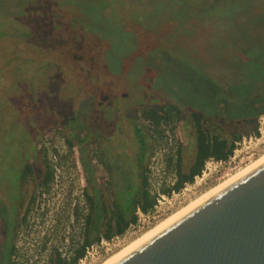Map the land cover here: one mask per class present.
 Wrapping results in <instances>:
<instances>
[{
    "label": "rangeland",
    "instance_id": "374dc122",
    "mask_svg": "<svg viewBox=\"0 0 264 264\" xmlns=\"http://www.w3.org/2000/svg\"><path fill=\"white\" fill-rule=\"evenodd\" d=\"M128 29L148 35L147 57L130 58ZM170 103L182 120L172 130L164 125L165 139L148 159L143 110ZM191 111L237 132L256 119L259 135L243 137L226 162L207 161L193 183L163 195L174 179L167 160L176 141L182 169L192 164V125L184 123ZM44 145L54 181L34 203L30 231L16 237L17 264H47L55 247L64 257L74 223L70 189L84 214L81 190L90 184H113L107 202L128 204L147 168L159 215L93 245L78 263L98 264L264 153V0H0V181L17 176L34 146L41 158Z\"/></svg>",
    "mask_w": 264,
    "mask_h": 264
},
{
    "label": "trees",
    "instance_id": "16d2710c",
    "mask_svg": "<svg viewBox=\"0 0 264 264\" xmlns=\"http://www.w3.org/2000/svg\"><path fill=\"white\" fill-rule=\"evenodd\" d=\"M128 31L134 33L133 43L135 45L129 53L130 58L147 57L150 51L141 49V43L142 41L144 42L142 39L146 40L148 35L144 38V36H139L140 33L137 34V31L131 29H128ZM165 108L143 110V117L149 122L147 127H145L148 140L143 141L148 149V159L156 147L161 145L165 139L164 125L167 126L169 124L170 126L168 127L172 130L175 127V123L182 120V110L180 111L176 105L170 103L168 108ZM214 119L201 112L191 111L188 118L184 120L186 127L188 124L192 125L189 135L191 138L190 142L194 146L193 161L186 171L182 169L181 144L176 141L175 151L167 160L168 168L173 166L174 173L172 178L174 179L171 186L159 189L161 194L169 196L171 192L181 191L186 184L193 183L195 177L200 176L207 161L226 162L233 155L237 143H240L243 137L259 135L256 119L252 123L251 128L245 132H237L233 129H219L215 125ZM79 132L80 130H78ZM73 136L76 137L77 135ZM65 141L71 148L73 142L68 138ZM40 151L43 154L41 158L37 154V156L34 155L23 159L18 165V172L21 174L22 184H26L27 179L32 177L31 180H37L38 186L43 184L49 193L54 181L55 165L51 163L49 158L48 147L44 145ZM52 151L54 155L57 154L56 148H53ZM29 159H32V162ZM143 165L141 167L143 171L141 172L140 189L133 194L128 204L122 203V200L118 197H113L110 202H107V196L114 195L112 192L113 184H106L104 189L98 184H90L86 190H81V196L85 200L87 209L86 214H84L83 208L80 207L79 196H75L73 190L70 189L69 196H73L75 201L72 212L74 215L73 230L71 234H67L70 244L68 248L65 247L64 257L60 248H53L47 264H78L86 256L90 247L99 244L103 240L109 242L115 237H121L130 227L135 226L138 218L137 209H140L144 214L153 210L156 196L151 195L148 177L144 174L147 168ZM31 204L33 207L34 199ZM68 221L69 216L67 215L65 217V228ZM79 225L83 227V230L76 234L75 228L80 227ZM45 245L43 249H45ZM16 252L15 246H12L9 256L6 258V264L13 263L11 262L12 257L15 256Z\"/></svg>",
    "mask_w": 264,
    "mask_h": 264
},
{
    "label": "water",
    "instance_id": "95a60500",
    "mask_svg": "<svg viewBox=\"0 0 264 264\" xmlns=\"http://www.w3.org/2000/svg\"><path fill=\"white\" fill-rule=\"evenodd\" d=\"M108 264H264V159Z\"/></svg>",
    "mask_w": 264,
    "mask_h": 264
},
{
    "label": "flooded vegetation",
    "instance_id": "af4514ba",
    "mask_svg": "<svg viewBox=\"0 0 264 264\" xmlns=\"http://www.w3.org/2000/svg\"><path fill=\"white\" fill-rule=\"evenodd\" d=\"M38 151L34 146V153L31 156H37ZM97 157L108 169L109 161L103 157L100 158L98 153ZM29 161L32 162V159ZM16 175L14 179L7 177L3 182L0 181V264H6V258L9 256L12 246L16 247V237L20 236L21 232L28 233L30 231L29 220L33 213L34 205L31 206L33 199L35 203L39 194L45 195L47 193L49 195L50 193V191L49 193L46 191L43 184L39 187L42 193L36 192L34 188L38 184H30L32 177L27 179L26 184H22L21 174L18 172ZM46 214L47 210L43 211V215Z\"/></svg>",
    "mask_w": 264,
    "mask_h": 264
},
{
    "label": "bare ground",
    "instance_id": "6f19581e",
    "mask_svg": "<svg viewBox=\"0 0 264 264\" xmlns=\"http://www.w3.org/2000/svg\"><path fill=\"white\" fill-rule=\"evenodd\" d=\"M263 159H264V153L261 154L260 156H258L257 158H255L254 160H252L250 163L243 166L238 171L234 172L233 174L225 177L224 179H222L218 183L209 187L208 189L203 191L201 194L196 196L194 199L190 200L188 203H186L185 205H183L182 207H180L176 211L172 212L171 214L167 215L165 218L161 219L159 222L154 224L152 227H150L149 229L144 231L142 234H140L139 236H137L133 240L129 241L128 244L124 245L123 247H121L120 249H118L117 251H115L114 253L109 255L108 257H106L103 261L99 262L98 264L110 263L111 261H113L114 259L119 257L121 254H123L124 252H126L127 250L132 248L134 245H136L137 243H139L140 241H142L143 239L148 237L150 234H152L153 232H155L156 230H158L159 228H161L162 226H164L165 224L170 222L172 219H174L175 217H177L178 215H180L181 213H183L184 211L189 209L191 206H193L194 204H196L197 202H199L200 200H202L206 196L210 195L211 193H213L217 189L221 188L222 186H224L225 184H227L228 182H230L231 180H233L234 178L239 176L241 173H243L244 171H246L247 169H249L250 167H252L253 165H255L256 163L260 162Z\"/></svg>",
    "mask_w": 264,
    "mask_h": 264
},
{
    "label": "built area",
    "instance_id": "2783aa9c",
    "mask_svg": "<svg viewBox=\"0 0 264 264\" xmlns=\"http://www.w3.org/2000/svg\"><path fill=\"white\" fill-rule=\"evenodd\" d=\"M162 199H163V196H160ZM158 203L160 202V200L158 199L157 200ZM160 213V208L158 205H154V210H151L150 212L144 214L140 211V209H137V224L135 226H132L133 228L134 227H137L139 225V223L141 221H144L145 219H155ZM81 261V260H80Z\"/></svg>",
    "mask_w": 264,
    "mask_h": 264
}]
</instances>
